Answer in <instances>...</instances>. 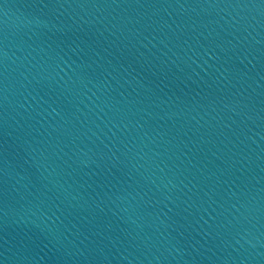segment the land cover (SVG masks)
Returning a JSON list of instances; mask_svg holds the SVG:
<instances>
[{
  "label": "water",
  "instance_id": "obj_1",
  "mask_svg": "<svg viewBox=\"0 0 264 264\" xmlns=\"http://www.w3.org/2000/svg\"><path fill=\"white\" fill-rule=\"evenodd\" d=\"M0 264H264V0H0Z\"/></svg>",
  "mask_w": 264,
  "mask_h": 264
}]
</instances>
